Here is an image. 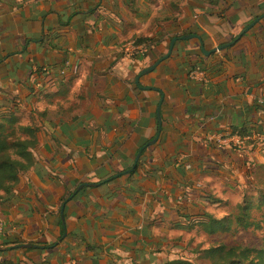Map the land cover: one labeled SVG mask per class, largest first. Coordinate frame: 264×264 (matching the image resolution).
<instances>
[{
  "label": "crops",
  "instance_id": "obj_1",
  "mask_svg": "<svg viewBox=\"0 0 264 264\" xmlns=\"http://www.w3.org/2000/svg\"><path fill=\"white\" fill-rule=\"evenodd\" d=\"M263 12L264 0H220L219 7L204 0H0V119L17 120L16 141H27L36 160L19 198L1 208L0 243L43 247L27 255L40 264H141L139 249L153 258L149 264H164L185 259L166 254L183 251L177 244L194 231L173 228L182 217L177 185L187 193L194 185L190 205L216 218L229 214L208 206L257 201L264 191V113L257 110L264 100L262 29L210 56L202 45L211 51L233 41ZM189 35L200 40H177L171 56L136 83L172 39ZM142 39L153 45L135 54ZM201 54L206 84L189 80ZM139 86L164 96L160 143L150 151L164 172L151 175L145 156L137 173L112 178L130 169L156 135L161 94ZM241 127L254 135L250 176L239 170L244 155L212 152L202 141L206 132ZM216 159L226 173L206 164ZM103 180L62 204L79 185ZM64 204L68 236L59 242ZM10 255L33 264L23 250Z\"/></svg>",
  "mask_w": 264,
  "mask_h": 264
},
{
  "label": "trees",
  "instance_id": "obj_2",
  "mask_svg": "<svg viewBox=\"0 0 264 264\" xmlns=\"http://www.w3.org/2000/svg\"><path fill=\"white\" fill-rule=\"evenodd\" d=\"M206 1L210 6L219 7L220 0H204ZM264 15L263 13H258L254 20L258 18L259 16ZM253 20V21H254ZM251 21L250 23H252ZM249 23V24H250ZM248 24V25H249ZM262 29V41H264V20L260 23H258L250 32H248L246 35H244L238 42L234 44L236 46L238 43L242 41V39H248L249 36L253 32H257V30ZM240 34V33H239ZM238 34V35H239ZM237 35V36H238ZM235 40V39H234ZM233 40V41H234ZM146 44L149 46L148 43L151 45V41L148 39H142L140 40V43ZM153 45V43H152ZM233 46V47H234ZM200 60L197 62H194L191 67V70H194L196 68H202L203 67V59L204 55L201 54ZM221 65H224V62L222 59L219 60ZM190 70V71H191ZM43 72V70H42ZM229 74V73H227ZM228 80L235 79L234 75L229 76ZM236 76V75H235ZM264 102V100H262ZM260 107H259V106ZM259 107L257 110L258 112L261 111L264 113V103L262 105L257 104ZM58 115H51V119H58ZM162 118V116H161ZM17 123L16 119L12 118H6V119H0V141L6 137L11 135V133L14 130V124ZM227 131L239 132L240 135L245 136L249 134L247 127H241V128H232L228 129ZM226 131V132H227ZM98 134L103 135L102 131L99 130ZM32 136V135H30ZM202 141L204 143V140L202 138ZM160 142H157L154 146L146 148L140 157V160L135 168V170L125 176H131L135 173H137L140 169L141 160L146 156V159L150 160V166L151 169V175H162L164 172V167L159 164L157 158L155 155L150 154V151L155 149ZM209 151H216L221 150L218 149L215 145H207ZM146 162L148 164L149 162ZM206 164L210 167H212V171L216 170L217 168L222 172L226 173V168L221 165V163H218V159H216L214 162L206 161ZM36 166V160L33 156V154L29 151L27 141H14L11 147V150L0 148V192H2L3 195H0V211L1 208L8 207L10 203L19 198V186L22 183L23 175L28 172L31 168ZM132 167V166H131ZM130 167V168H131ZM127 170V169H126ZM239 170L243 171L247 176L251 175L252 167L249 168L245 165V163L239 164ZM125 171V170H124ZM123 172V171H121ZM120 172V173H121ZM125 176H122L124 178ZM149 176V175H147ZM121 178V177H120ZM118 178V179H120ZM117 181V180H114ZM108 181L103 180L99 181L97 183L100 184H106ZM184 185H177L175 192L182 193L183 202L180 203V206L177 207L178 212L180 211V223L173 226L174 229H182L185 231H191L192 230V224L191 222L199 221L198 223L200 229L203 230V232L207 235H216V234H226L233 230H259L260 224L253 220L252 218V212L254 209H262L264 208V191L261 192V197L257 199V201L253 200L252 197H244L243 200L238 203L235 206L236 215L231 217L230 215H226L223 218H216L212 214L207 213L204 211V209H200L199 207H195L190 205L192 200V189L189 190V193L187 191L184 192ZM72 192L70 195L62 197L61 202L62 204L73 194ZM134 193H142L141 190L134 191ZM200 198L206 200L209 198V195L202 196L200 195ZM64 234V228L62 225V222L60 223V237L61 239L62 235ZM68 236V235H67ZM67 238V237H66ZM39 244V243H36ZM20 245L15 242H7V243H0V247H13ZM34 245V244H31ZM56 247V245H53V248ZM98 249H94L90 246H87V251H94ZM143 254L140 258L141 264L146 262L145 264H149L153 261L152 257H145V250L139 249ZM20 250H17L19 252ZM40 250L39 249H24L23 254H26V258L29 261H32L27 257L28 254H36ZM11 251H0V264H22V262L19 259L12 258L10 255ZM134 253V252H133ZM201 256L206 259L209 264H264V237L262 238V243L260 248H251L247 246H242L241 244L226 246L223 244H220L218 246L210 247L205 250H200ZM33 264H40L38 262L32 261ZM164 264H194L193 261L189 259H175L171 261H167Z\"/></svg>",
  "mask_w": 264,
  "mask_h": 264
},
{
  "label": "rangeland",
  "instance_id": "obj_3",
  "mask_svg": "<svg viewBox=\"0 0 264 264\" xmlns=\"http://www.w3.org/2000/svg\"><path fill=\"white\" fill-rule=\"evenodd\" d=\"M40 108H44L40 106ZM16 140V136L14 131L11 133V135L4 137L0 142V148H5L11 150L13 142ZM195 186L192 185L190 188L193 189ZM212 199H214L215 204H217L219 201L216 198V194H211ZM70 198V197H69ZM68 198V199H69ZM208 198V199H211ZM67 199V200H68ZM66 200V201H67ZM220 203V202H219ZM213 204V205H215ZM208 210L216 213L217 210H222V212H227L231 217L236 215L235 209H225L224 206H208ZM234 208V207H233ZM227 215V214H223ZM252 218L254 221L258 222L260 224L259 230H233L226 234H216V235H207L203 232L202 229L199 228L198 223H192L193 232L189 233V236L186 234L183 235V243H180L182 250H168L166 256H173L189 259L194 262V264H209V262L204 259L201 254L200 250H205L210 247L218 246L220 244L231 246L236 244H241L242 246H247L251 248H260L262 243V238L264 237V208L262 209H254L252 212ZM198 227V229H197ZM181 239V238H175ZM186 239V240H184ZM181 241L182 240H177Z\"/></svg>",
  "mask_w": 264,
  "mask_h": 264
},
{
  "label": "water",
  "instance_id": "obj_4",
  "mask_svg": "<svg viewBox=\"0 0 264 264\" xmlns=\"http://www.w3.org/2000/svg\"><path fill=\"white\" fill-rule=\"evenodd\" d=\"M263 19H264V15L259 16L252 23H250L247 27H245L241 31V33L235 38L234 41H231V42H229L227 44L220 45V46L212 49L211 51H206L203 48V45H202V52H203V54L205 56H210L212 54H215L217 52H220L222 50H225L227 48L232 47L237 41H239L246 33H248L256 24H258L259 22H261ZM194 38H197V39L200 40V38L198 36H196V35H189V36H183L181 38H174V39H172V41L170 42V46H169L168 52L163 57H161L156 62H154L150 67H147V68L143 69L139 73L138 77L136 78V83L139 85V79L141 77H143L145 75H148V74L154 72L163 61L167 60L171 56V53L173 51L175 42L177 40H189V39H194ZM140 88L142 90H154V91H158L161 94L160 101H159L158 106H157V109H156V119H157V131H156V135H155V137L151 141L147 142L144 146H142L141 148H139V150H138V152L136 154V157L134 159V164H133V166L130 169H128L126 171H123L121 173H118V174L114 175L112 178H118L120 176L128 175V174L132 173L135 170V168H136V166H137V164H138V162L140 160V157H141L142 152L146 148H149V147L154 146L158 142V140L160 138V135H161L162 126H163L162 125V118H161V106H162V103H163V100H164V96L161 93V91L159 89H157V88H142V87H140ZM109 180H111V179H109ZM98 186H99L98 183H83V184H81V185L78 186V188L76 189V191L74 192V194H72L68 200H70L78 191H80L81 189H83L85 187L95 188V187H98ZM64 207H65V204L61 207V221H62V225L64 227V234L62 235V237L59 240V242L62 241V239H64L66 237V235H67L66 226H65V223H64V214H63ZM42 248L43 247L38 246V245L21 244V245H17V246L11 247V248H9V247H4V248L3 247H0V251H6V250L12 251V250H24V249H42Z\"/></svg>",
  "mask_w": 264,
  "mask_h": 264
},
{
  "label": "built area",
  "instance_id": "obj_5",
  "mask_svg": "<svg viewBox=\"0 0 264 264\" xmlns=\"http://www.w3.org/2000/svg\"><path fill=\"white\" fill-rule=\"evenodd\" d=\"M148 50V46L145 44L136 46L134 49L135 54H143ZM69 61L64 63V66L59 69V73L61 76H66L67 69L69 67ZM43 73L44 70H43ZM189 80L191 82L206 84L207 81V73L202 69L198 68L196 70H192L189 73ZM264 102L262 100L258 101V104L262 105ZM203 140L206 145H215L218 149L221 150H229L232 152H237L240 155H244L246 157L245 165L249 168L252 167L251 161V153H252V143L254 141V135L251 133L242 136L239 132L232 133L231 131L227 132H206L203 135ZM188 169L190 167L187 166ZM1 232V227H0Z\"/></svg>",
  "mask_w": 264,
  "mask_h": 264
}]
</instances>
